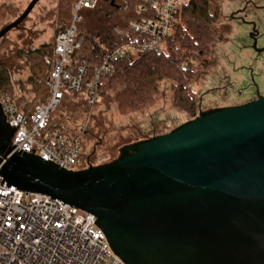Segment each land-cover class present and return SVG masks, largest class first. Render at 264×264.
Returning <instances> with one entry per match:
<instances>
[{
  "label": "water",
  "instance_id": "1",
  "mask_svg": "<svg viewBox=\"0 0 264 264\" xmlns=\"http://www.w3.org/2000/svg\"><path fill=\"white\" fill-rule=\"evenodd\" d=\"M39 1L2 27L0 39ZM12 135L0 105L4 180L95 215L128 264H264V97L202 113L76 171L11 154Z\"/></svg>",
  "mask_w": 264,
  "mask_h": 264
},
{
  "label": "built area",
  "instance_id": "2",
  "mask_svg": "<svg viewBox=\"0 0 264 264\" xmlns=\"http://www.w3.org/2000/svg\"><path fill=\"white\" fill-rule=\"evenodd\" d=\"M190 0H142L127 24L131 39L100 54L89 76L86 60L72 55L79 38L84 10L95 9L99 0H73L70 21L55 35V51L49 73V95L35 106L30 122L14 96L0 91V105L13 129V152H25L65 170H80L82 133H69L53 123V116L67 94L82 96L88 106L98 101V92L108 73L122 56L144 52L162 54L173 32L180 9ZM0 264H128L112 248L95 215L58 198L27 192L8 184L0 175Z\"/></svg>",
  "mask_w": 264,
  "mask_h": 264
},
{
  "label": "rangeland",
  "instance_id": "3",
  "mask_svg": "<svg viewBox=\"0 0 264 264\" xmlns=\"http://www.w3.org/2000/svg\"><path fill=\"white\" fill-rule=\"evenodd\" d=\"M30 1L0 0V6H6L0 10L4 13L3 18H0V29L20 16ZM246 1L216 0L220 6V15L213 25L215 41L210 44V53L200 62L193 80L188 84L195 99V115L176 104L174 82L166 78L159 81L158 92L154 94L152 103L126 115L119 112L116 91L113 89L108 88L100 102L94 106H88L80 95L65 96L53 116V123L69 133H82L81 168L114 161L121 156L122 149L170 132L195 118L200 109L229 106L244 100L236 98L239 87L237 83L243 81L244 74L234 73V70L241 66L251 67L260 56L251 49L248 37L250 28L238 27L230 23L228 17ZM255 1L264 3V0ZM126 2L117 0L116 3L121 6ZM130 12L128 7L109 8L107 3L99 0L95 9L83 11L85 18L81 29L91 32L107 26H121ZM72 14L71 0H40L24 21L0 39V66L9 70L13 82L12 95L20 106L34 98L32 85L28 82L30 66L20 52L53 42L58 28L66 25ZM249 18L258 19L264 31V9L254 11ZM260 58L258 67L264 65V56ZM221 69H225L235 81L237 90L230 96L223 97L221 89L215 91L219 87Z\"/></svg>",
  "mask_w": 264,
  "mask_h": 264
},
{
  "label": "trees",
  "instance_id": "4",
  "mask_svg": "<svg viewBox=\"0 0 264 264\" xmlns=\"http://www.w3.org/2000/svg\"><path fill=\"white\" fill-rule=\"evenodd\" d=\"M102 1L107 3L109 8L112 7L110 1ZM141 2L142 0H127L120 6L121 9L122 7L131 9L121 26H118L119 24L107 26L91 32L80 28L79 38L83 43L75 50L72 59L86 60L89 64V76L93 74L99 56L105 49H113L131 39L134 32L129 29L127 22L132 18L147 16L145 12L140 14L137 12ZM4 8L6 6H0V10ZM3 15V11H0V18H3ZM219 15L220 6L216 0H190L178 13L173 32L166 39L165 51L162 54L144 52L134 58L119 57L115 69L105 76L101 84L96 104L109 88L116 91V101L121 114L141 110L153 102L154 94L158 92L159 81L166 78L174 82L176 104L195 115V99L188 84L193 80L200 62L210 53L209 46L215 41L213 25ZM54 51L55 37L53 42L20 52L21 57L30 66L28 82L32 85L34 93L33 100L25 102L22 106L19 104L27 123L30 122L35 106L45 101L49 95L48 78ZM0 91L10 95L13 91L11 75L4 66H0Z\"/></svg>",
  "mask_w": 264,
  "mask_h": 264
},
{
  "label": "flooded vegetation",
  "instance_id": "5",
  "mask_svg": "<svg viewBox=\"0 0 264 264\" xmlns=\"http://www.w3.org/2000/svg\"><path fill=\"white\" fill-rule=\"evenodd\" d=\"M263 9L264 3H258L255 0H247L243 6L238 7L236 11L232 12L228 17V21L230 23H233L238 27L247 26L250 28L248 37L251 40V49L260 57L264 56V31L261 29V24L258 19L249 17L253 16L254 11ZM260 57L255 59V62L251 67L244 68L243 66L242 68L241 66L234 70V73L242 72L244 74L243 81L237 83L239 86L237 88L238 90L236 89L235 81L232 75L226 73L225 69H221V73L219 75V87L217 86L215 91L221 89V91L224 92L223 97H226L230 96L236 89V98L244 99L242 102H237L229 106L211 108L208 110L200 109L196 117L205 112L243 105L255 101L260 97H264V65L262 64V66L258 67L257 64L259 62L258 60L261 59ZM235 76L237 77V74Z\"/></svg>",
  "mask_w": 264,
  "mask_h": 264
},
{
  "label": "crops",
  "instance_id": "6",
  "mask_svg": "<svg viewBox=\"0 0 264 264\" xmlns=\"http://www.w3.org/2000/svg\"><path fill=\"white\" fill-rule=\"evenodd\" d=\"M73 1V0H72Z\"/></svg>",
  "mask_w": 264,
  "mask_h": 264
}]
</instances>
